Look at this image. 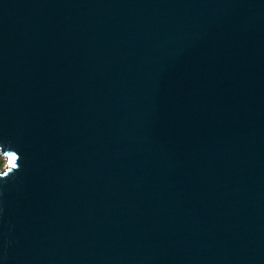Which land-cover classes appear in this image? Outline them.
<instances>
[{"label": "water", "instance_id": "1", "mask_svg": "<svg viewBox=\"0 0 264 264\" xmlns=\"http://www.w3.org/2000/svg\"><path fill=\"white\" fill-rule=\"evenodd\" d=\"M0 140V264H264V0H0Z\"/></svg>", "mask_w": 264, "mask_h": 264}, {"label": "clouds", "instance_id": "2", "mask_svg": "<svg viewBox=\"0 0 264 264\" xmlns=\"http://www.w3.org/2000/svg\"><path fill=\"white\" fill-rule=\"evenodd\" d=\"M0 143H4L11 151H15V152L19 153L17 150H15L14 146L12 145V143L10 141L5 142L3 140H0ZM20 159H21V156H20ZM3 160H4V158L2 156H0V161H3ZM19 170H20V167L17 168L16 170H14L7 178L14 175V173H16ZM7 178H2L0 180H6Z\"/></svg>", "mask_w": 264, "mask_h": 264}, {"label": "trees", "instance_id": "3", "mask_svg": "<svg viewBox=\"0 0 264 264\" xmlns=\"http://www.w3.org/2000/svg\"><path fill=\"white\" fill-rule=\"evenodd\" d=\"M5 164V161L3 160V161H0V170H1V168H2V166Z\"/></svg>", "mask_w": 264, "mask_h": 264}, {"label": "snow or ice", "instance_id": "4", "mask_svg": "<svg viewBox=\"0 0 264 264\" xmlns=\"http://www.w3.org/2000/svg\"><path fill=\"white\" fill-rule=\"evenodd\" d=\"M14 159L15 157H9V162L11 163Z\"/></svg>", "mask_w": 264, "mask_h": 264}, {"label": "rangeland", "instance_id": "5", "mask_svg": "<svg viewBox=\"0 0 264 264\" xmlns=\"http://www.w3.org/2000/svg\"><path fill=\"white\" fill-rule=\"evenodd\" d=\"M4 168H5V164L2 166V168H1V170H0V171H2Z\"/></svg>", "mask_w": 264, "mask_h": 264}]
</instances>
